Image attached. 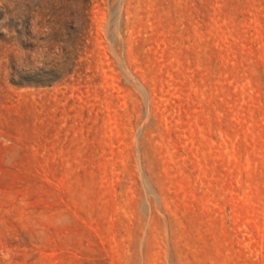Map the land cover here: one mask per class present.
<instances>
[{
  "label": "rangeland",
  "instance_id": "374dc122",
  "mask_svg": "<svg viewBox=\"0 0 264 264\" xmlns=\"http://www.w3.org/2000/svg\"><path fill=\"white\" fill-rule=\"evenodd\" d=\"M0 264H264V0H0Z\"/></svg>",
  "mask_w": 264,
  "mask_h": 264
}]
</instances>
